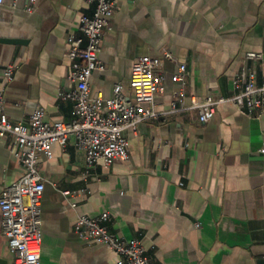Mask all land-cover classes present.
Returning a JSON list of instances; mask_svg holds the SVG:
<instances>
[{
	"label": "crops",
	"instance_id": "0c3cea01",
	"mask_svg": "<svg viewBox=\"0 0 264 264\" xmlns=\"http://www.w3.org/2000/svg\"><path fill=\"white\" fill-rule=\"evenodd\" d=\"M27 4L0 2V77L14 66L3 111L10 121L26 123L36 108L49 123L68 121L71 102L58 96L70 87L66 36L89 8L80 0H34L31 11ZM142 55L162 59L163 91L158 117L123 132L126 159L87 168L71 137L39 157V264H116L108 247L72 230L78 215L102 212L116 238L141 241L151 264H264V113L249 117L221 103L200 123L195 110L167 112L181 87L171 80L178 64L186 66V104L230 96L239 73L264 81V0H117L97 56L104 69L91 72L89 94L109 97L121 84L133 100L129 74ZM10 144L0 137V189L22 175ZM2 261L10 264L11 255L0 232Z\"/></svg>",
	"mask_w": 264,
	"mask_h": 264
},
{
	"label": "built area",
	"instance_id": "2783aa9c",
	"mask_svg": "<svg viewBox=\"0 0 264 264\" xmlns=\"http://www.w3.org/2000/svg\"><path fill=\"white\" fill-rule=\"evenodd\" d=\"M80 1L88 6L89 14L79 16L77 33L66 36L69 60L66 79L70 87L58 93L61 99L71 102L68 121L49 123L44 120L41 108L34 109L26 123L10 121L3 111V90L12 79L14 66L6 65L0 77V137L10 136L9 152L22 168L18 179L0 189V232L11 255L10 264H39L43 179L38 173V161L40 156L51 157L52 144L62 148L71 137L74 146L82 151L87 168H92L96 162L109 165L114 160L127 158L129 145L123 135L126 129L136 132L141 122L158 117L154 109L155 97L163 91L162 59L159 57L142 55L132 62L128 85L133 100L125 96L121 84L113 86L109 97L89 94L91 72L104 69L97 56L102 33L110 24L117 0ZM33 2L28 0L25 11H31ZM163 57L171 55L164 52ZM246 58L262 59L263 54L248 52ZM186 75L185 64H178L171 80L181 87L173 93L168 113L195 110L200 123L208 122L216 105L221 103H229L249 117L264 113V81L257 82L253 71L233 77L230 96L192 97L188 104L184 102L183 91ZM260 151L264 152V141ZM69 193L61 191L62 196ZM69 205L74 207L75 204ZM110 221L108 212L96 217L81 214L75 218L72 230L81 241L108 247L116 257V264H151L141 241L116 238L108 228Z\"/></svg>",
	"mask_w": 264,
	"mask_h": 264
},
{
	"label": "water",
	"instance_id": "95a60500",
	"mask_svg": "<svg viewBox=\"0 0 264 264\" xmlns=\"http://www.w3.org/2000/svg\"><path fill=\"white\" fill-rule=\"evenodd\" d=\"M4 261H2V262H0V264H5V263H3Z\"/></svg>",
	"mask_w": 264,
	"mask_h": 264
}]
</instances>
